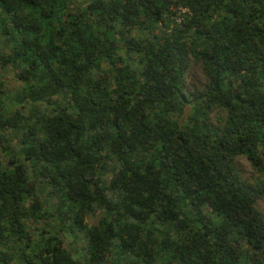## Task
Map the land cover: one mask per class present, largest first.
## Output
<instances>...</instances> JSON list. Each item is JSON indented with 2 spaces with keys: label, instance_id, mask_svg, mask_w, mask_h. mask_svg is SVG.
Here are the masks:
<instances>
[{
  "label": "trees",
  "instance_id": "16d2710c",
  "mask_svg": "<svg viewBox=\"0 0 264 264\" xmlns=\"http://www.w3.org/2000/svg\"><path fill=\"white\" fill-rule=\"evenodd\" d=\"M262 200L264 0H0V264H264Z\"/></svg>",
  "mask_w": 264,
  "mask_h": 264
},
{
  "label": "rangeland",
  "instance_id": "374dc122",
  "mask_svg": "<svg viewBox=\"0 0 264 264\" xmlns=\"http://www.w3.org/2000/svg\"><path fill=\"white\" fill-rule=\"evenodd\" d=\"M193 75H194L195 78H193L194 80L191 81V84H200L202 82V77H201V74L198 71V69L195 68L193 70ZM239 168L242 171V173L244 174V176L246 178H248L249 177L248 174H250V168H249V166L247 165V163H246V161L244 159H240ZM260 207H261L262 211L264 212V200L261 201Z\"/></svg>",
  "mask_w": 264,
  "mask_h": 264
}]
</instances>
